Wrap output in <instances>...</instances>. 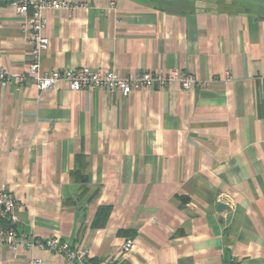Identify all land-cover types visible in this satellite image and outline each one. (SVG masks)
Listing matches in <instances>:
<instances>
[{"label": "crops", "instance_id": "obj_1", "mask_svg": "<svg viewBox=\"0 0 264 264\" xmlns=\"http://www.w3.org/2000/svg\"><path fill=\"white\" fill-rule=\"evenodd\" d=\"M68 1L47 11L42 71L179 68L206 85L0 82V186L19 203L18 230L58 236L103 264H264V0ZM8 2L0 67L21 73L31 46ZM34 258L74 264L0 244V264Z\"/></svg>", "mask_w": 264, "mask_h": 264}, {"label": "built area", "instance_id": "obj_2", "mask_svg": "<svg viewBox=\"0 0 264 264\" xmlns=\"http://www.w3.org/2000/svg\"><path fill=\"white\" fill-rule=\"evenodd\" d=\"M8 5L13 12L23 18V29L27 43L31 46L32 61L27 71L12 73L0 67V82L3 85L15 81L23 83L31 78L40 90L66 83L73 90H92L103 87L107 90H120L129 93L133 90L152 89L168 86L177 82L185 90L201 88L206 82L197 78L194 74L179 68L168 71L147 70L133 76L121 75L117 70L94 69L89 66L67 67L64 69H52L42 71L41 55L49 49L51 40L47 34V11L60 8H72L68 0H9ZM18 201L14 193L0 186V244H7L12 251L20 246L26 248H41L64 256L74 264H103L93 260L88 251L80 246L73 245L58 236L46 239L36 238L25 231H19L16 227L19 221ZM134 247L132 238L126 239L122 246V253L127 255ZM31 264H43L34 258Z\"/></svg>", "mask_w": 264, "mask_h": 264}, {"label": "trees", "instance_id": "obj_3", "mask_svg": "<svg viewBox=\"0 0 264 264\" xmlns=\"http://www.w3.org/2000/svg\"><path fill=\"white\" fill-rule=\"evenodd\" d=\"M110 206H104V207H101L99 210H98V212L96 213V218H95V220H98V222H99V224L98 225H102L103 224V222H104V220H105V218H106V216H107V214L109 213V210H110V208H109ZM94 223H95V221H94Z\"/></svg>", "mask_w": 264, "mask_h": 264}, {"label": "water", "instance_id": "obj_4", "mask_svg": "<svg viewBox=\"0 0 264 264\" xmlns=\"http://www.w3.org/2000/svg\"><path fill=\"white\" fill-rule=\"evenodd\" d=\"M225 206V204H223V203H221V202H219L218 204H217V208L218 209H221V208H223Z\"/></svg>", "mask_w": 264, "mask_h": 264}]
</instances>
